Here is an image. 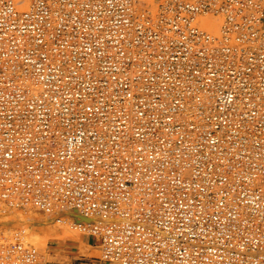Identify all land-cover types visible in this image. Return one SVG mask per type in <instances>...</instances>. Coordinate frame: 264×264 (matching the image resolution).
Returning <instances> with one entry per match:
<instances>
[{"label": "built area", "instance_id": "2783aa9c", "mask_svg": "<svg viewBox=\"0 0 264 264\" xmlns=\"http://www.w3.org/2000/svg\"><path fill=\"white\" fill-rule=\"evenodd\" d=\"M73 209L109 264H264V0H0V214Z\"/></svg>", "mask_w": 264, "mask_h": 264}, {"label": "rangeland", "instance_id": "374dc122", "mask_svg": "<svg viewBox=\"0 0 264 264\" xmlns=\"http://www.w3.org/2000/svg\"><path fill=\"white\" fill-rule=\"evenodd\" d=\"M20 215H24L25 220L14 218V216L20 217ZM44 215L33 210L1 213L0 227L6 230L12 227H26L29 241L41 252L42 264H109L101 258L100 249L93 237L80 230L76 231V228L72 229L73 226L71 220L67 219L68 217H63L58 222L57 214ZM11 217L13 218L11 219ZM74 232L84 235V243L68 236V233Z\"/></svg>", "mask_w": 264, "mask_h": 264}, {"label": "bare ground", "instance_id": "6f19581e", "mask_svg": "<svg viewBox=\"0 0 264 264\" xmlns=\"http://www.w3.org/2000/svg\"><path fill=\"white\" fill-rule=\"evenodd\" d=\"M18 213H20V212H18ZM42 213V212H41ZM43 214H45V213H43ZM58 216H56V220L57 219H59L58 217H60V218H63V217H68L67 219H70V220H72V219H76V220H79V221H82V220H84V221H91L92 219L90 218V217H87V216H85V215H83V214H81L78 210H76V209H73V210H70V211H59L58 213H56ZM47 214H45L44 216H46ZM49 215V214H48ZM4 216V215H3ZM19 217V216H18ZM18 217H16V216H14V218L16 219H18V220H25V217H24V215H20V217L18 218ZM13 217H11V219H12ZM6 220H8V219H6ZM58 221V220H57ZM67 221V220H66ZM24 223V222H23ZM65 223H67V222H65ZM22 225V224H21ZM2 228V227H1ZM13 228V227H12ZM72 229H75L74 227L72 228ZM9 230V229H8ZM7 230V231H8ZM67 231V230H66ZM75 231V230H74ZM76 231H78V229L76 230ZM29 235V234H28ZM68 236H70V237H73L74 239L73 240H78L79 239V241L80 242H82V243H84V235L83 234H81V233H77L76 232V234H75V232L74 233H68ZM79 245H81V244H79ZM84 246H85V244H84ZM41 253V252H40ZM44 256V255H43ZM44 260V259H43Z\"/></svg>", "mask_w": 264, "mask_h": 264}]
</instances>
